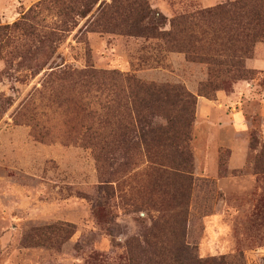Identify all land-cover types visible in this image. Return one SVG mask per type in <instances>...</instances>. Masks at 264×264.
<instances>
[{"label": "rangeland", "instance_id": "rangeland-1", "mask_svg": "<svg viewBox=\"0 0 264 264\" xmlns=\"http://www.w3.org/2000/svg\"><path fill=\"white\" fill-rule=\"evenodd\" d=\"M245 1L0 0V264H154V244L173 250L161 264H179L164 225L175 185L157 180L144 147L120 149L137 105L128 87L116 101L108 82L78 75L89 70L195 97L193 174L210 186L197 183L175 230L200 259L264 264V41L236 80L209 64L228 52L200 34L205 22L177 43L162 35Z\"/></svg>", "mask_w": 264, "mask_h": 264}, {"label": "trees", "instance_id": "trees-1", "mask_svg": "<svg viewBox=\"0 0 264 264\" xmlns=\"http://www.w3.org/2000/svg\"><path fill=\"white\" fill-rule=\"evenodd\" d=\"M194 20L205 22L212 28L201 29L200 34L210 37L213 43L221 44L222 50L217 53H224L223 48L228 52V54L224 53V56H227L225 60L211 57L208 61L210 65L220 69L216 74L236 80L248 79L250 72L245 70V60L251 57L255 45L264 41L262 2L260 0L226 2L191 17L176 18L171 22L172 32L162 35H169L177 43L183 31L185 33L187 30H193L190 25L194 24L196 30L202 27ZM192 44H195L194 40L190 46ZM78 75L87 76L89 80L108 82L114 89L116 88L114 97L116 101L122 93L121 87H128L127 90H130V96L126 97L137 105V118L135 122L129 123L124 128L123 124H119L123 130L122 142L127 146H122L120 149L124 150L125 154H129L127 148L134 150L144 147L147 159L151 163V171L153 175L154 172L157 173V180L173 181L175 186L172 201L176 203L173 209L174 216L166 218L164 225L172 229V236L177 245L175 255L179 256L177 257L179 264H244L243 255L234 257L230 261L222 259L221 262L200 259L196 254V247L188 241V236L179 235L175 230L176 226H186L189 223L188 197L189 199L192 197L197 183L207 188L210 186V182L204 183L203 179H198L193 174L190 142L195 115V97L180 86L147 84L118 71L89 70ZM257 167L259 170L264 168V155L258 157ZM261 173L264 174V170ZM163 178L166 179L161 180ZM157 238L159 240L158 236ZM172 251L165 244L162 246L154 244V264H161L160 261L169 257Z\"/></svg>", "mask_w": 264, "mask_h": 264}]
</instances>
